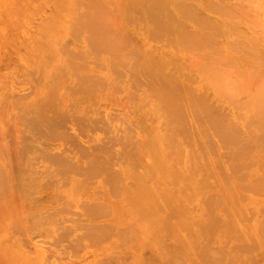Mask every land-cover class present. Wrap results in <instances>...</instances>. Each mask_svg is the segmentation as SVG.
Wrapping results in <instances>:
<instances>
[{
  "label": "bare ground",
  "instance_id": "6f19581e",
  "mask_svg": "<svg viewBox=\"0 0 264 264\" xmlns=\"http://www.w3.org/2000/svg\"><path fill=\"white\" fill-rule=\"evenodd\" d=\"M118 1L0 0V263L264 264V0Z\"/></svg>",
  "mask_w": 264,
  "mask_h": 264
},
{
  "label": "rangeland",
  "instance_id": "374dc122",
  "mask_svg": "<svg viewBox=\"0 0 264 264\" xmlns=\"http://www.w3.org/2000/svg\"><path fill=\"white\" fill-rule=\"evenodd\" d=\"M118 2H121L120 0L118 1ZM202 11V10H201ZM35 18H38V16H36ZM189 23V22H188ZM188 23H187V25H188ZM191 23V22H190ZM189 23V24H190ZM0 32H1V29H0ZM164 69H160V71L161 72H163V73H165V70L163 71ZM26 91V90H25ZM24 91V92H25ZM27 93V92H26ZM164 118V116H163V114L160 112L159 113V118ZM99 131V130H98ZM97 131V132H98ZM13 129H11V135H9L8 133V135H7V137L6 136H4V137H6V140L7 141H10V140H13V138H15V141H17L18 142V144H20L19 143V139H17V138H19V137H16L17 135L15 134V135H13ZM15 133V132H14ZM104 134V133H103ZM102 133L100 134V137H103L104 135H103ZM84 138H87V137H81L80 139H79V141L82 143V142H84ZM6 140H4L3 138L1 139V141L2 142H5L6 143ZM14 141V142H15ZM11 142H13V141H11ZM11 142H10V144H11ZM51 144H52V146H50V148L52 149V150H54V149H59V147L57 146V144H55V146H54V143L51 141L50 142ZM8 144V143H7ZM10 144H9V147H10ZM15 144H16V142H15ZM13 145H14V143H13ZM19 145H14V147H12L13 148V150H16L17 148V150H18V152H19V149H20V147H18ZM21 146V145H20ZM54 146V147H53ZM49 147V146H48ZM47 147V148H48ZM11 148V147H10ZM14 148H16V149H14ZM145 150H144V149ZM149 148V145L148 144H145L144 145V147H142V151H146V153H147V149ZM23 149H24V147L22 146V149H21V153L19 152V154H21V155H16V156H18L19 157V159H22V157L24 158L25 157V152H23ZM12 150V149H11ZM17 150H16V152H14L13 151V153H15V154H17ZM24 151H25V149H24ZM198 153V152H197ZM24 154V155H23ZM13 155V157H14V154H12L11 153V156ZM15 156V157H16ZM20 156H22V157H20ZM18 157H16V158H18ZM43 162V158H39L38 160H37V163H38V165L40 166V163H42ZM45 163V162H44ZM0 169H1V165H0ZM22 170V169H21ZM19 171V170H18ZM20 173H23V172H21V171H19ZM20 180H24V174L22 175V174H20ZM209 183V182H208ZM208 183H206V181L204 182V184L206 185V184H208ZM204 185V186H205ZM57 190L58 189H60L59 187H55ZM52 189H54V187L52 188ZM55 190V189H54ZM12 201H14V200H12ZM17 209V206H16V204H15V202L14 203H10V204H8V202L7 201H2V204H0V229H2V228H4L6 225H8V223L10 222V216H11V213L12 212H15V210ZM11 222H12V219H11ZM168 237V238H167ZM165 238H166V240H168L167 242L169 243L170 241H172V242H170V243H173V240L175 239V237L174 236H172V235H169V234H166L165 235ZM29 247V244H25V245H23L22 247H19L18 249L19 250H22V251H24V250H26L27 248ZM51 258V260L50 261H52V262H55V261H58V259H56V257L55 256H51L50 257ZM1 264V263H0Z\"/></svg>",
  "mask_w": 264,
  "mask_h": 264
}]
</instances>
